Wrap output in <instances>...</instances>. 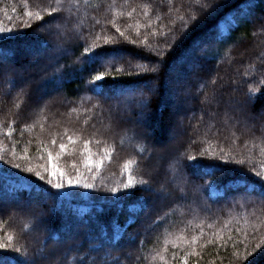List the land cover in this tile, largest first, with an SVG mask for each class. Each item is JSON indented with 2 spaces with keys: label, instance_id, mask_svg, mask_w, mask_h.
<instances>
[{
  "label": "trees",
  "instance_id": "obj_1",
  "mask_svg": "<svg viewBox=\"0 0 264 264\" xmlns=\"http://www.w3.org/2000/svg\"><path fill=\"white\" fill-rule=\"evenodd\" d=\"M195 4L0 0V61L15 69L0 76L6 259L26 252L36 264H246L245 250L264 247V190L256 175L264 173V88L256 83L264 79V0H227L213 17ZM209 30L214 39L204 40ZM109 37L117 43L105 45ZM94 43L123 48L132 67L86 66L84 46ZM100 72L104 96L89 90ZM229 94L236 109L220 104ZM169 132L174 141L164 148ZM60 143L66 150L59 167L73 176L78 170L93 188L56 190L26 171H43L44 146L55 155ZM191 157L211 175L190 167ZM129 177L135 187L124 189ZM254 264H264V252Z\"/></svg>",
  "mask_w": 264,
  "mask_h": 264
},
{
  "label": "snow or ice",
  "instance_id": "obj_2",
  "mask_svg": "<svg viewBox=\"0 0 264 264\" xmlns=\"http://www.w3.org/2000/svg\"><path fill=\"white\" fill-rule=\"evenodd\" d=\"M227 3V0H217V2L213 3L210 2V0H196L195 4V10L199 12L203 16H208V17H213L217 14L220 8L224 7ZM53 11H56L53 9ZM27 15L29 17L33 16L32 12H28ZM37 18H39V13L35 14ZM55 19V18H54ZM198 19V17L194 16L192 17V20L195 22ZM215 24L212 25V28H215ZM187 27V25H185ZM4 31L3 28H0V32ZM9 32L11 31L10 29L8 30ZM116 31L119 33L121 37H124V32H122L119 28L116 29ZM137 33H139V28H137ZM70 38H75L77 42L82 38L76 33H70ZM147 39V37H145ZM204 40H212L214 39V33L209 30L203 35ZM135 43V41H132ZM117 40L114 37H109L104 40V44H116ZM98 49V50H97ZM81 59L85 61L86 66H91V65H102L106 61H111V67L113 68L114 71H122V69H117L116 68V62L118 61H124L125 64L130 68L132 67V62L131 59H125V50L120 47H104L100 45H96L95 43L93 45L89 46H84V51L83 54L81 55ZM85 69H81V71H84ZM6 72H15V69L12 67H6L3 61H0V76H2ZM262 76H264V73H262ZM105 73L100 72L98 75L94 77V80L90 83V89L91 91H95L98 95L104 96L105 92L104 89L100 87V84L105 83L104 80ZM99 82V84L97 83ZM114 83H128V82H117L113 81ZM256 83L259 85L260 88H264V79L256 81ZM144 88L148 92H152L154 89L149 87L147 84L144 85ZM121 94H123V90L121 89ZM248 96H252L253 92L250 89L247 93ZM147 101L143 99V92H141V100H140V107L141 109L147 107ZM141 115H143V112H141ZM69 140H71V137H69ZM52 145L56 144V139L53 138L51 141ZM85 149H88V144L89 141L85 140ZM45 151L47 152V161L48 165H40L39 167L43 169V171H40L38 169H33L32 167H28L26 171L28 173H33L35 176L38 178L39 181H44L47 185L51 186V188L56 189V190H61L65 188V185L67 184L68 187H77V186H82L84 189H91L94 187V185L90 182H88L87 177H84L83 174H81L77 170V174L73 176L71 173L65 172L63 169L59 167L58 160L61 157V155L65 152L66 150V145L64 143L59 144V151L53 154L52 151L48 150V147L45 145ZM192 160V164L190 167H192L196 171H203L205 174L211 175V171L209 170L210 166H205L201 167V162L196 160L195 157L190 158ZM3 160V157L0 156V161ZM15 168L19 169L20 165L15 164ZM100 167V162H97L95 164V168L99 169ZM91 171V169H89ZM94 175V173H93ZM259 177V183H260V188L261 190H264V173L258 172L256 174ZM141 183L147 184V181H142ZM135 187L132 183V178L129 177V181L123 184L124 189H129ZM144 191L147 192H152L153 189L148 187L144 188ZM118 189L113 188L112 192L116 193ZM53 196H57L58 192H53L51 193ZM121 195H128L127 192L122 193ZM158 195V193H157ZM147 198H145V201ZM38 223H42V221H38ZM12 238L9 237V240ZM193 243H195V238H193ZM211 243V241H209ZM5 247L4 244H0V248ZM92 250L98 251V249H95L94 245L89 246ZM17 252H21V249H17ZM262 252H264V247H262L261 244H257L256 247L251 251L245 250V254L243 255V260L246 262V264H254V261L257 256H259ZM194 255L196 253H193ZM42 259H46L47 257H41ZM85 260L87 259V256L84 258ZM16 260V258H5L2 254H0V264H10L11 261ZM16 264H36V257L35 255L32 258L27 257V254L25 252V255L19 259L16 260ZM81 264H84L83 261H81ZM93 264H95V261H93ZM186 264V262H185Z\"/></svg>",
  "mask_w": 264,
  "mask_h": 264
},
{
  "label": "rangeland",
  "instance_id": "obj_3",
  "mask_svg": "<svg viewBox=\"0 0 264 264\" xmlns=\"http://www.w3.org/2000/svg\"><path fill=\"white\" fill-rule=\"evenodd\" d=\"M222 28L223 29H226V25H224V23L222 24ZM171 72H172V70H171ZM172 76V74H169L168 75V77H171ZM168 83H169V81H168ZM172 83H173V81H172ZM172 83H169V84H171L172 85ZM165 101L164 102H166V103H164V104H171L170 102L172 101V100H170V94H169V88H167V91H166V94H165ZM232 96L229 94L228 96H226V100H223L222 102H220V104H222L223 106H226V107H228V108H230V109H236L235 107L237 106V104H236V102L233 100L232 101ZM35 100L36 101H38V100H40L39 99V96H37L36 98H35ZM234 103V104H233ZM235 104H236V106H235ZM238 104H239V106H240V103L238 102ZM234 105V106H233ZM172 106V110L174 111V112H178L180 109H178V110H176L175 111V105L174 104H172L171 105ZM174 114V113H173ZM118 119L119 120H123L124 119V117H122V116H118ZM238 122H241V123H243V126H245V123H244V120H240V121H238ZM172 129V128H171ZM170 129V130H171ZM174 132H177V134L175 135V141L178 139V136H180L181 134H182V128H181V130H180V128H179V130H177V131H174ZM168 135V138H166V141H165V143L164 144H162V147L164 146V148H167V146L165 145V144H168V143H172V141H174L173 140V138L170 136V132L167 134ZM161 147V148H162ZM161 166V164L159 163V162H156L155 163V166H151L152 167V170L153 171H157L158 170V168ZM55 261V260H54ZM53 261V262H54ZM47 264H51L50 262H48L47 261Z\"/></svg>",
  "mask_w": 264,
  "mask_h": 264
}]
</instances>
